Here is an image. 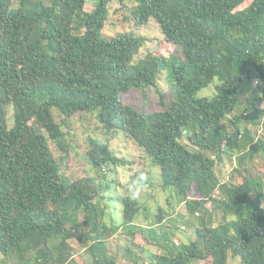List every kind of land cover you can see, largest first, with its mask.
<instances>
[{
	"label": "trees",
	"instance_id": "1",
	"mask_svg": "<svg viewBox=\"0 0 264 264\" xmlns=\"http://www.w3.org/2000/svg\"><path fill=\"white\" fill-rule=\"evenodd\" d=\"M87 1L0 0V262L72 264L70 240L91 238L93 264H118L102 249L112 228L100 204L115 182L107 177L135 163L110 148L118 136L136 147L141 164L143 155L159 167L161 187H173L190 216H207L176 254L132 264H227L229 255L264 264V170L255 168L264 139L241 126L246 112L264 104V0H131L133 21L154 17L182 59L139 58L143 36L104 38L115 0H96L83 16ZM164 70L172 87L169 95L158 92L160 110L137 111L120 100L132 89L156 87ZM214 79L215 94L197 96ZM88 114L105 137L88 138L84 158L93 173L74 178L50 141L65 150L63 127ZM253 124L264 129V119ZM225 159L229 170L216 173ZM123 205V222L113 230L133 226L139 212L136 199L124 196ZM218 210L223 222L207 223ZM171 215L160 210L152 225Z\"/></svg>",
	"mask_w": 264,
	"mask_h": 264
},
{
	"label": "rangeland",
	"instance_id": "2",
	"mask_svg": "<svg viewBox=\"0 0 264 264\" xmlns=\"http://www.w3.org/2000/svg\"><path fill=\"white\" fill-rule=\"evenodd\" d=\"M95 3L96 0H88L81 11V15L93 10ZM132 6L133 2L131 0H124L123 2L115 0L108 5V17L102 30L103 37L110 38L120 33L143 36L146 41L139 51V58H142L147 53H153L165 57L175 56L178 59H182L180 49L164 40L159 24L154 17H149L142 24H136L133 21L130 13ZM75 25L78 30L77 32H81V24L77 22ZM217 81L218 79H214L213 83L200 90L197 96H213ZM171 87L172 82L168 71L164 70L158 77L156 87H147L143 90L132 89L120 94L119 98L123 103L131 105L137 111H158L161 109L158 92L162 91L169 95ZM257 109V112L263 110L264 104L260 105ZM257 112H246L241 117V126L247 127L255 138L264 139L262 125L254 126L253 124V121H261L262 123V119H264V115ZM8 115L10 123L12 118L11 108L8 110ZM230 117H232V114ZM219 126L222 128V124ZM225 127L229 128L227 121L225 122ZM63 130L66 134V140H64L65 150H61L56 146V143L50 141L54 157L60 160L67 156L66 171L71 177L76 178L86 173H93L92 167L84 158V153L88 147V138L93 137L103 140L105 137L94 116L89 114L74 116L69 119V125L63 127ZM110 141V148L119 157H124L129 161L132 160L135 163L134 165L117 168L113 175L107 177V180L115 179V182L111 184L108 191L102 193L104 199L101 200L100 204L106 215L105 218L103 216L104 222L107 228H112L110 231L112 235L105 240L103 248L101 246L97 247L95 254L102 253L99 249L102 248L106 254L114 256L118 264H132L135 261L147 263L149 255H159L164 252L176 254L179 251V243L182 242V244L187 245L194 240L196 228L200 226V223L207 216L202 213L194 214V217L190 216L186 210L185 203L179 201L177 196L172 194L173 187H167L168 191L161 187L162 181L159 167L153 166L151 160L143 155L141 157L144 158L145 163L142 161L143 164H141L140 153L130 141H126L118 136ZM183 142L186 143L187 140L183 139ZM227 161L225 159L220 165H217L215 168L216 173L219 174L220 169L224 171V174L227 173L229 170ZM255 165L257 170H264V156H259V159L255 161ZM237 180L239 182L242 181L241 178ZM124 196L136 199L138 203L139 212L135 215L134 222L132 223L136 227L122 226L113 230V227L119 226L123 222L122 208L124 207ZM215 196L217 199H221L219 192ZM262 204H264V201ZM160 210L166 212L172 211L171 217L167 218L161 225H152L156 214ZM222 215L223 212L221 210L212 213L211 217L208 216L207 223L214 226L221 224L223 222ZM229 218L228 221L230 220ZM140 227L143 228V231L136 229ZM150 228L151 231H156V236L150 235L147 232V229ZM159 228L161 229L159 230ZM82 232L88 233L89 236L92 235L89 234L88 229ZM88 241L86 244L80 245L76 241L70 240V246L73 247L74 254L72 264H93L92 252L87 250L92 239L90 238ZM0 264H3V262H0ZM227 264H240V260L237 257L229 255L227 257Z\"/></svg>",
	"mask_w": 264,
	"mask_h": 264
}]
</instances>
